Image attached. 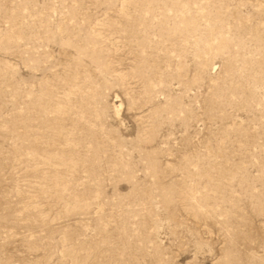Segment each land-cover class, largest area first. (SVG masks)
Instances as JSON below:
<instances>
[{
  "label": "rangeland",
  "instance_id": "rangeland-1",
  "mask_svg": "<svg viewBox=\"0 0 264 264\" xmlns=\"http://www.w3.org/2000/svg\"><path fill=\"white\" fill-rule=\"evenodd\" d=\"M0 264H264V0H0Z\"/></svg>",
  "mask_w": 264,
  "mask_h": 264
}]
</instances>
